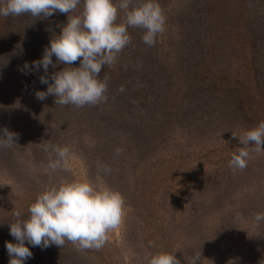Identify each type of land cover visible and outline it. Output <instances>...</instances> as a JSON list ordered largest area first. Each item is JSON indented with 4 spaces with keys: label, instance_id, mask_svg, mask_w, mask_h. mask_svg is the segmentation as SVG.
<instances>
[{
    "label": "trees",
    "instance_id": "trees-1",
    "mask_svg": "<svg viewBox=\"0 0 264 264\" xmlns=\"http://www.w3.org/2000/svg\"><path fill=\"white\" fill-rule=\"evenodd\" d=\"M170 1L167 3V0H157L166 23L165 31L158 34L154 46H148L143 42L144 29L129 28V32L134 31L133 36L139 35L135 38V43L131 41L111 65H102L99 78H107L105 95L108 99L96 105L89 104L95 117L90 121L88 129L83 127L85 138L89 139L92 146L101 147L102 153L106 156L103 166L111 169L108 173L123 179L120 181L126 185L123 189L128 192L131 207L136 208L140 214L155 211L153 214L156 216L150 224H144L142 220L137 221L139 246L142 250L140 261L138 260L140 264H148L152 252L175 254L181 264H193V256L200 254L199 264H264L257 252L258 248L252 249L251 235L248 241L252 250H248L247 253L251 257L246 255L242 263L235 257L237 247H232L237 244V238L242 234L238 229V223L241 225L244 216L240 213L247 209L252 201L251 197L257 195L259 191L251 182L254 172L260 170L253 169V166L256 167L255 162L263 157V153L252 154L247 167L243 170H233L229 167L228 171L222 172V166L219 165L198 169L191 164V157L183 159V164H180L179 159L178 161L173 159L174 156L155 152L165 144L174 150L183 144L195 145L199 149L201 140L199 141L196 134L200 131L195 127L191 125L189 128H182L178 121L173 122L167 118L165 121H168L170 126L165 125L166 128H162L161 131L162 135L164 129H169L167 137H161L162 139L158 141L159 138L156 136L158 130L150 134L145 133L151 127L158 129L156 122L159 119L164 120L166 101L171 103V99L175 97L172 95H175L177 89L170 87L175 77L173 73L177 72L174 58L195 60L209 57L210 53L216 50L223 53V46L217 44L221 36L227 47L239 42L236 47L243 50L240 53L243 57L244 51L248 48L251 52L254 51L253 42L260 39L263 55L261 57H264V38L261 39L264 33V0H207L198 20L184 9L176 16L169 17ZM82 12L83 3L78 5L72 15ZM240 17L242 23L246 18L250 22L256 21L257 29L251 33L250 30L253 28H249L248 36L242 39H245L246 45L239 40ZM181 19L185 20L184 26L179 24ZM123 20L124 13L120 11L117 23ZM67 22L68 15L58 11L48 18L42 16L34 18L30 14L0 16L2 93L27 95L34 88L47 90L48 85L42 84L40 77L47 75L51 83V74L63 70L65 64H57L56 68L50 65L48 73H44L42 67L39 71L33 69L31 74L27 75L20 69L26 62L31 64L34 60L40 59L45 47L50 46V40L59 35L61 27ZM53 62H56L55 56ZM72 66L78 67L79 60ZM120 87H124V90L121 91ZM25 96L24 98L29 100V96ZM48 97L56 99L54 95ZM148 105L156 108L155 110L161 113L160 116L158 113L150 115L146 108ZM180 106L181 101L177 102V111ZM77 110L85 113L80 107H77ZM132 111L139 114L137 121L144 124L143 128L134 126V130L128 129ZM192 127L191 132L195 136L186 133ZM180 132L185 134L182 135ZM215 144L216 141L209 140L207 145L202 146ZM241 147L232 146L230 154L238 153ZM117 148L122 150L119 155H116ZM211 171L215 173L210 174ZM216 177L223 181V187H214ZM205 178L207 184L198 189L200 179L204 181ZM240 181L243 182V186L237 188ZM41 193L38 192L37 195ZM227 193L230 195L226 199L227 202L217 199ZM32 203L33 201L25 202L24 208L17 210L26 217ZM209 207L211 211L208 210ZM17 210L0 217V264H9L10 257L5 245L7 241L15 243V239L10 235L9 223L14 222L13 213ZM195 211L193 220L185 222L184 214L190 215ZM191 223L199 224L201 230L193 234ZM105 245L99 250L79 249L70 241H65L63 247L53 245L47 249L28 245L33 255L25 264H113L114 259L110 252H105Z\"/></svg>",
    "mask_w": 264,
    "mask_h": 264
},
{
    "label": "rangeland",
    "instance_id": "rangeland-1",
    "mask_svg": "<svg viewBox=\"0 0 264 264\" xmlns=\"http://www.w3.org/2000/svg\"><path fill=\"white\" fill-rule=\"evenodd\" d=\"M206 1L171 0L168 5L171 9L169 17L176 16L181 9H184L192 14L195 20H198L206 6ZM179 24L184 26L185 20L181 19ZM255 25L256 21L251 20L250 22L247 18L242 23L240 17L239 40L248 36L249 28H253L250 30L251 33L252 30H256ZM133 32L129 34L131 41L135 43V38L139 35L133 36ZM262 38H264V33ZM242 41L246 45L245 39ZM238 43L235 42V45L230 44L227 47L221 36L217 44L223 46V53L216 50V52H211L209 57L195 60L173 57L177 72H172L175 77L170 87L177 89L175 95H172L175 97L171 99V103L166 101L164 118L161 116L164 120L159 119L156 122L158 129L151 127L145 133L150 134L158 130L156 132L158 141L162 139L161 137H167L170 130L164 129L162 135L161 131L162 128H166L165 125L170 126V123L165 121L170 118L173 122L178 121L182 128H189L192 125L199 130L200 132L196 135L199 141L201 140V146L198 149L196 148L198 146L183 144L178 145L174 150L165 144L155 152L174 156L173 159L177 161L179 159L180 164H183V159L191 157V164L198 169L213 168V165H219L222 166V172L229 170V159L233 156L230 154L232 146L244 147L238 138L233 137L232 133L243 135L264 121V57H261L263 55L260 39L254 40L252 46L254 51L251 52L250 48L244 51V57L240 54L243 50L236 47ZM36 91L44 90L40 87L34 88L27 95L0 91V134L5 128L18 134L16 144L0 151V217L24 208L25 202L36 200L38 192L62 182L87 180L97 187H110L121 193L124 208L121 224L108 233L105 252H110L114 259L113 264H140L139 257L142 250L139 246L140 236L136 225L140 220L144 224H150L156 216L153 214L155 211L140 214L130 205L128 192L123 189L126 185L120 181L123 179L120 177L118 179L115 175L103 171L101 166L104 165L105 154L102 153L100 146H92L89 139L85 138L84 128L88 129L90 121L95 117L89 105L80 107L84 110L85 113H83L78 111V106L75 105L55 104L52 97L47 96L45 100L40 101L34 95ZM24 96H29V100ZM179 101H181V106L177 111L176 106ZM146 108L150 115L158 113L160 116L161 114L154 107L148 105ZM131 115L128 129L134 130V126L143 128L144 124L137 121L139 114L132 111ZM193 127L186 133H192ZM192 135L195 136L194 133ZM209 140L216 141V144L203 147L202 144L207 145ZM45 145L69 147L70 157L66 168L53 170L49 167V157L52 156L53 159L55 157L51 150H44ZM247 147L252 156L256 152L255 145L250 144ZM260 152L263 153V157L255 162L256 167L253 166V169L259 168L260 170L254 172L251 182V185L255 184L259 191L257 195L251 197L252 201L250 200L251 203L247 209L245 208L246 210L240 213L244 216L241 225L238 223V229L242 231V234L240 238H237V244L232 245L238 249L235 257L240 263L245 259L248 250L251 251L255 247L258 248L257 252L264 262V221L257 224L254 220L255 214L264 213V150ZM212 173L215 172L211 171L210 174ZM125 174L126 172L123 173ZM215 182V188L224 186L223 181L218 177ZM199 183L198 189H201L207 184L206 178L204 181L200 179ZM238 183L237 188L243 186V182ZM229 196L227 193L217 199L227 202L226 199ZM208 210L211 211V207ZM222 211H224L223 208ZM195 213L196 211L190 215L185 213L183 216L185 222L193 220ZM191 226L193 234L201 230L199 224L191 223ZM185 227L187 229L188 224ZM249 235H251L252 249L249 248Z\"/></svg>",
    "mask_w": 264,
    "mask_h": 264
},
{
    "label": "clouds",
    "instance_id": "clouds-1",
    "mask_svg": "<svg viewBox=\"0 0 264 264\" xmlns=\"http://www.w3.org/2000/svg\"><path fill=\"white\" fill-rule=\"evenodd\" d=\"M83 3L82 14L72 15ZM68 15V22L61 27L59 35L50 40L40 59L25 63L20 69L24 74L42 67L48 73L49 66L63 63V70L40 77L47 84L46 91H36V99L43 101L49 95L55 96V104L62 106L96 105L106 101L107 78L100 79L102 65H111L117 55L131 43L129 28H142L143 42L154 46L158 34L165 31L166 18L157 0H0V16L51 17L56 12ZM123 11L124 20L117 23L118 13ZM53 56L56 62H53ZM79 60V66L73 67ZM123 91V87L120 89ZM240 140L238 154H233L229 166L233 170L247 167L250 157L248 145L254 144L255 151L264 150V121L246 131L243 135L233 132ZM18 134L5 128L0 134V149L16 144ZM45 151L54 154L49 157L53 170L66 168L70 157L67 146L45 145ZM116 149V155L121 153ZM105 173L111 171L101 166ZM124 199L120 192L110 187H97L91 182H62L46 188L29 206L25 217L20 210L13 213L14 222L9 223L10 235L15 243L6 242L10 257L9 264H25L32 257V247L47 249L53 245L63 247L65 241L79 249H97L104 246L108 233L122 222ZM257 224L264 221V213L254 216ZM200 255H194L193 264H199ZM148 264H181L175 254L158 252L148 258Z\"/></svg>",
    "mask_w": 264,
    "mask_h": 264
}]
</instances>
